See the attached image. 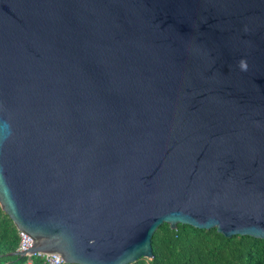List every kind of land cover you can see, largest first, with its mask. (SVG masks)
<instances>
[{"label": "water", "instance_id": "water-1", "mask_svg": "<svg viewBox=\"0 0 264 264\" xmlns=\"http://www.w3.org/2000/svg\"><path fill=\"white\" fill-rule=\"evenodd\" d=\"M0 205L21 258L264 240V0H0Z\"/></svg>", "mask_w": 264, "mask_h": 264}, {"label": "trees", "instance_id": "trees-1", "mask_svg": "<svg viewBox=\"0 0 264 264\" xmlns=\"http://www.w3.org/2000/svg\"><path fill=\"white\" fill-rule=\"evenodd\" d=\"M20 235L0 205V264H46L37 256L16 255ZM152 259L141 258L132 264H264V240L235 235L228 238L216 228L202 230L179 224L158 228L152 238Z\"/></svg>", "mask_w": 264, "mask_h": 264}, {"label": "built area", "instance_id": "built-area-1", "mask_svg": "<svg viewBox=\"0 0 264 264\" xmlns=\"http://www.w3.org/2000/svg\"><path fill=\"white\" fill-rule=\"evenodd\" d=\"M19 235H20V245L18 251H26L33 246L34 240L30 236H28L25 232L19 231ZM33 256H37L38 258L43 259L46 262V264H68L61 256H58L53 253L38 252ZM27 257H31V256H27ZM26 264H30V262H27Z\"/></svg>", "mask_w": 264, "mask_h": 264}, {"label": "clouds", "instance_id": "clouds-1", "mask_svg": "<svg viewBox=\"0 0 264 264\" xmlns=\"http://www.w3.org/2000/svg\"><path fill=\"white\" fill-rule=\"evenodd\" d=\"M243 63V62H242Z\"/></svg>", "mask_w": 264, "mask_h": 264}]
</instances>
